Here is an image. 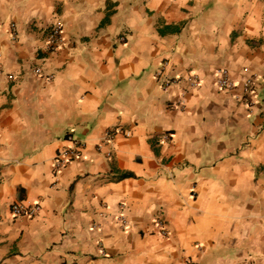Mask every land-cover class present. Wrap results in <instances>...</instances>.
Here are the masks:
<instances>
[{
  "label": "crops",
  "instance_id": "obj_1",
  "mask_svg": "<svg viewBox=\"0 0 264 264\" xmlns=\"http://www.w3.org/2000/svg\"><path fill=\"white\" fill-rule=\"evenodd\" d=\"M187 261L264 264V0H0V264Z\"/></svg>",
  "mask_w": 264,
  "mask_h": 264
},
{
  "label": "built area",
  "instance_id": "obj_2",
  "mask_svg": "<svg viewBox=\"0 0 264 264\" xmlns=\"http://www.w3.org/2000/svg\"><path fill=\"white\" fill-rule=\"evenodd\" d=\"M63 29H62V23L60 21H55L53 24L49 27L46 33L45 38V52L47 54H52L59 50L63 45ZM36 74H40V69H35ZM158 77L161 76V73H158ZM215 78V86L220 91H230L235 88V83L231 80L226 70L219 69L215 72L214 75ZM188 85L190 87H195L198 83V78L196 76H189L187 79ZM245 98H243V101H247L249 99V96L253 95L255 92V81L252 77H246L243 79L242 82ZM113 133L108 132L106 137L107 139H110L112 137ZM169 139L168 135L163 136V140L167 141ZM68 141L72 143V146L70 148L65 149L62 152H59L53 160V169L55 172L61 171L65 166H67L69 163L76 161L81 157L82 154V144L73 140L71 137L68 138ZM106 157H110V154H106ZM122 205H120L121 208ZM40 207L38 205H32V206H23L20 204H13L10 207V212L13 217H28L33 218L37 212L39 211ZM121 212L124 210L123 208L120 209ZM119 221L122 225H126L127 221L123 215H119ZM157 226L159 228V232L162 235H165V230L163 228V224L161 221H157ZM103 253V252H101ZM184 264H194L191 261H187Z\"/></svg>",
  "mask_w": 264,
  "mask_h": 264
}]
</instances>
